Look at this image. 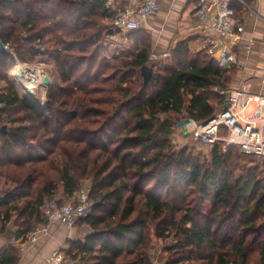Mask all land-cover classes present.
Here are the masks:
<instances>
[{
	"label": "trees",
	"instance_id": "obj_1",
	"mask_svg": "<svg viewBox=\"0 0 264 264\" xmlns=\"http://www.w3.org/2000/svg\"><path fill=\"white\" fill-rule=\"evenodd\" d=\"M124 7L0 0V42L9 48L0 52V179L14 185L0 194V223L17 213L27 225L18 237L29 234L46 224V201L72 198L89 181L92 210L77 225L90 233L70 242L73 260L153 264L150 248L162 242L163 264H264L261 162L236 147L204 154L172 143L181 119L207 121L224 106L219 91L234 69L192 52L187 40L152 61V37L140 29H115L127 44L108 57V22ZM17 62L44 66L47 109L31 107L10 83ZM18 260L13 247L0 251V264Z\"/></svg>",
	"mask_w": 264,
	"mask_h": 264
},
{
	"label": "built area",
	"instance_id": "obj_2",
	"mask_svg": "<svg viewBox=\"0 0 264 264\" xmlns=\"http://www.w3.org/2000/svg\"><path fill=\"white\" fill-rule=\"evenodd\" d=\"M103 1L106 8L115 10L117 0ZM197 2V15L203 23L209 19L213 8L219 10V13L212 18L210 28L225 38H239L243 32L241 20L234 17V14L239 12V8L249 16L260 18L254 9V3H248L245 0H197ZM159 11L160 4L156 0H142L140 3L127 6L108 22L112 28L110 37L118 40L113 31L129 27L134 14L146 17ZM204 48L210 57L216 58L222 69L237 66V57L227 45H219L216 41L209 39ZM4 49L6 52L9 51L7 45H4ZM245 49L248 50L249 47L246 46ZM162 58H168V54L164 53ZM151 59L152 61L158 60L155 57ZM18 65L21 64L18 63ZM32 68L39 69L43 76V69ZM258 79L262 86L260 93L249 90L251 85L249 81L241 82L234 89L221 90L219 94L225 98L227 104L224 103V106L216 110L207 121L184 120L182 130H186L195 141H199L203 145L219 144L223 151L229 147L238 148L241 154L261 162L264 174V71ZM89 193L90 188H81L75 192L73 199L69 202H59L56 198L46 201L42 207V216L46 224L29 235L28 240L30 242L36 241L41 234L47 232L49 224L54 222L68 229L74 228L92 210L93 203L89 198ZM42 264L79 263L66 256L64 252L56 250Z\"/></svg>",
	"mask_w": 264,
	"mask_h": 264
},
{
	"label": "crops",
	"instance_id": "obj_3",
	"mask_svg": "<svg viewBox=\"0 0 264 264\" xmlns=\"http://www.w3.org/2000/svg\"><path fill=\"white\" fill-rule=\"evenodd\" d=\"M141 1L117 0L115 10L118 9L119 4L127 7ZM156 1L160 4L159 12L146 17L134 14L129 27L123 29L124 32L140 29L148 33L153 42L151 57L161 59L164 53L174 48L179 41L184 40L188 41L192 52L205 51L207 41L212 39L219 45H227L237 57L238 64L233 68L230 88H237L241 82L249 81L251 92L260 93L262 91L258 78L264 71V0H245L248 3H254V9L260 18L249 16L240 8L239 12L234 14V17L241 20L243 25V32L239 38L219 36L210 28L212 18L219 13L216 8L212 9L209 19L203 23L197 15V0ZM117 37L118 41L126 40L124 36L118 35ZM246 46L249 47L248 50L245 49ZM60 196L59 193L54 198L61 200ZM63 202L66 201L63 200ZM42 226L39 225L36 229L34 228L35 230L32 229L31 233L18 237V227L14 224V219L5 225L0 224V251L13 247L19 252L17 264H42L56 250L64 252L67 256L70 242H83L85 236L90 233L89 228L84 224L68 229L54 222L49 224L46 233L41 234L36 241L30 242L29 235ZM80 264L83 262L81 261Z\"/></svg>",
	"mask_w": 264,
	"mask_h": 264
},
{
	"label": "rangeland",
	"instance_id": "obj_4",
	"mask_svg": "<svg viewBox=\"0 0 264 264\" xmlns=\"http://www.w3.org/2000/svg\"><path fill=\"white\" fill-rule=\"evenodd\" d=\"M104 44L107 45V47L110 49L108 51V53H109L108 54V57H111L112 56L111 52H113V49H117L115 51V54H119L120 49L126 47V45H124V44H127V40L124 39V42L118 41V40L117 41H114V39L112 37H107L106 40H105V42H104ZM122 45H124V47H122ZM16 65H18V63ZM41 67L44 68V66H41ZM44 72H45V74H43V76L46 75V70ZM8 77H9L10 83L13 84V86L17 90L16 86L14 85L13 80L10 77V71L8 72ZM6 90H7V84L5 82H3V81H0V94H2L3 92H5ZM45 90H46V97H47L48 87H46ZM19 95H20V93H19ZM20 97L22 99V96L21 95H20ZM46 101L48 102V98H46ZM47 105H48V103L46 104V107L45 108H42V109H36L35 108V109L36 110L43 111V110L47 109V107H48ZM180 121L182 122V126H183L184 125V119H181ZM182 126H181V128H177L175 130V132H174L173 142H172L173 145H174V148H176V147L177 148H181L183 145H188V146H193L196 151L199 150V151H202L204 154H207L209 152L210 146L203 145V144L199 143V141H195L186 130H182ZM31 151L33 152L32 149H31ZM4 180L5 179H3V180L0 179V194L6 188L7 189H12L14 187V185L12 183L9 184V182L4 181ZM4 185H7L8 187H6V186L4 187ZM81 188H90V182L89 181H83V182H81L79 189H81ZM72 199L73 198H65L64 201L69 202ZM12 219H14V224L16 225V227H18V231H22L27 226L24 223V219H21L20 217H17V213L13 214L12 218L10 219V221H12ZM41 219L43 220L42 217H41ZM0 224L5 225L4 223H0ZM38 226H39L38 224L32 225L31 228L32 229H34V228L36 229V227H38ZM63 229L67 230L66 228H63ZM161 246H162V242H154L152 244L151 248H150V255H151L153 264H163V261H164V258H165V254L163 255L161 253V249H160ZM82 257L83 256L80 257V259H81L80 261H78V260H75V261H77L79 264H80L81 261L83 262V264H91V263L93 264L94 263V260L92 261V260L87 259V258H83L82 259ZM202 263L190 262V263H187V264H202Z\"/></svg>",
	"mask_w": 264,
	"mask_h": 264
},
{
	"label": "bare ground",
	"instance_id": "obj_5",
	"mask_svg": "<svg viewBox=\"0 0 264 264\" xmlns=\"http://www.w3.org/2000/svg\"><path fill=\"white\" fill-rule=\"evenodd\" d=\"M10 77L26 103L36 109L46 107V90L39 69L17 65L10 70Z\"/></svg>",
	"mask_w": 264,
	"mask_h": 264
},
{
	"label": "water",
	"instance_id": "obj_6",
	"mask_svg": "<svg viewBox=\"0 0 264 264\" xmlns=\"http://www.w3.org/2000/svg\"><path fill=\"white\" fill-rule=\"evenodd\" d=\"M110 33H112V31H110ZM5 49H4V45L0 42V52H4ZM6 52V51H5ZM151 74H152V69L149 67V66H143L142 69H141V75L143 77V80L144 82H147L150 77H151ZM42 82H43V85L45 87H48L49 84H50V79L47 75L43 76V79H42ZM225 104H227V101L225 102ZM45 108V107H44ZM42 109V108H41ZM4 127H2L1 130H3Z\"/></svg>",
	"mask_w": 264,
	"mask_h": 264
}]
</instances>
